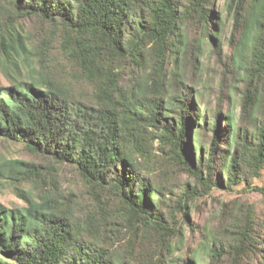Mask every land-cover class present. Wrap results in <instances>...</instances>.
I'll list each match as a JSON object with an SVG mask.
<instances>
[{
	"label": "trees",
	"instance_id": "trees-1",
	"mask_svg": "<svg viewBox=\"0 0 264 264\" xmlns=\"http://www.w3.org/2000/svg\"><path fill=\"white\" fill-rule=\"evenodd\" d=\"M216 1L0 0V57L34 55L47 70L0 85V140L33 157L0 164L25 202H0V264H264V211L213 195L264 197V0H229L223 57ZM206 42L229 59L218 87L240 85L239 112L230 98L201 107ZM64 63L95 102L54 82Z\"/></svg>",
	"mask_w": 264,
	"mask_h": 264
},
{
	"label": "rangeland",
	"instance_id": "rangeland-1",
	"mask_svg": "<svg viewBox=\"0 0 264 264\" xmlns=\"http://www.w3.org/2000/svg\"><path fill=\"white\" fill-rule=\"evenodd\" d=\"M7 5H5L4 11H9ZM215 17L214 20L217 21L216 28L214 27L213 33H215L216 46L219 47L220 53L222 57L226 55L229 51V43L228 38L230 35V25H231V15L232 11L229 10V0H217L214 6ZM20 24L18 23L19 31L26 37L28 33L33 32L37 26V22L35 19L27 18L21 20ZM20 25V26H19ZM208 42V41H207ZM206 42V54L202 60V67L200 71V76L197 84L195 83V87L199 91V95L201 98V107L209 109H214V107H221L225 109L228 105V99L230 98L232 101L231 107L239 112V92L237 88L240 86L233 85V81L226 89L225 94H221L219 92V82L222 77L223 70L227 69V64L229 59L224 58V63L218 62L217 57L214 56V52L211 50V45H208ZM27 44L34 51V43L27 39ZM218 44V45H217ZM58 45V43H55ZM59 54V51L56 49L48 54L47 58L53 57ZM62 68H57L55 71V77L53 78L54 82L60 83L62 85H68V67L64 63L61 65ZM47 72V70L42 69L40 67L39 60L33 55L32 57L26 58L24 56H20L16 59L15 64L10 61H5L2 57H0V85H8L9 80L7 77V73H10L12 77L22 80H28L34 78L35 80H39V74ZM45 72V73H46ZM44 73V74H45ZM67 76V77H66ZM230 83V82H228ZM40 88H44L40 84H37ZM71 87V94L73 98H79L86 101H94L96 95L94 94L93 88L91 85L87 83L81 82L69 84ZM235 87V88H233ZM228 98V99H227ZM220 104V106H218ZM13 159H33L31 155L25 152L22 147L18 144H13L10 142L0 140V164L13 160ZM63 184L67 185L68 180L71 182L73 180L74 175L67 170L63 171ZM76 184L75 191H78L80 194L82 192V187L79 181L75 178ZM24 189H29V186L22 185ZM213 195L218 197V201L227 200L237 195L243 196L242 198H247L249 201L253 202L255 209L257 212L264 211V197L261 196L260 193L256 191H249L246 193H241L240 187H237L235 190L224 192L222 190H214ZM0 202L6 205L7 207H22L25 205V202L20 199L13 191L11 185L8 183L7 179L4 175H0ZM215 202L208 199L206 204V209L195 210L193 213V218L195 221L203 223L207 217L209 216V209L215 207Z\"/></svg>",
	"mask_w": 264,
	"mask_h": 264
}]
</instances>
